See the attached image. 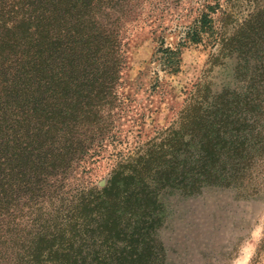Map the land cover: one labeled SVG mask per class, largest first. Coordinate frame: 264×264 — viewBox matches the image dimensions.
Returning a JSON list of instances; mask_svg holds the SVG:
<instances>
[{"label":"trees","instance_id":"trees-1","mask_svg":"<svg viewBox=\"0 0 264 264\" xmlns=\"http://www.w3.org/2000/svg\"><path fill=\"white\" fill-rule=\"evenodd\" d=\"M149 1L0 0V264H177L167 258L179 249L158 236L166 191L264 193L257 179L264 173V105L249 118L253 107L239 96L210 100L207 81L174 125L117 152L104 186L85 178L119 142L129 101L122 92L124 20ZM214 1L201 0L204 9L176 50L162 43L164 70L178 64L182 47L205 38L217 49L212 66L234 52L248 55L244 39L264 57V0H230L232 8L245 6L241 22ZM263 254L264 232L250 264Z\"/></svg>","mask_w":264,"mask_h":264},{"label":"rangeland","instance_id":"rangeland-1","mask_svg":"<svg viewBox=\"0 0 264 264\" xmlns=\"http://www.w3.org/2000/svg\"><path fill=\"white\" fill-rule=\"evenodd\" d=\"M200 2L150 0L134 7L130 18L124 20L127 67L122 92L129 101L119 120V142L107 146L92 171L85 175L88 181L104 186L117 163L118 151L136 150L174 125L201 81L210 83V100L218 94L236 95L245 106L252 105L254 112L246 113L249 118L261 115L264 57L263 53L249 49L253 46L252 40L244 39L248 55L239 56L234 52L216 66L211 65L210 59L217 49L209 39L198 44L188 43L181 48L180 60L174 68H162L159 48L162 43L178 48L184 31L204 9ZM221 4L223 10L238 14V22L243 21L245 6L232 8L230 0H221ZM116 14L113 11L114 17ZM223 16L222 11L214 14L220 19L217 27L227 21ZM229 22L233 30L232 20ZM260 173L257 179L264 184V173ZM163 202L166 215L158 228L159 241L167 248L179 249L178 253L169 254V263L250 264L255 257L264 232V193L246 199L234 188H208L191 197L172 190L165 192ZM260 264H264V254Z\"/></svg>","mask_w":264,"mask_h":264}]
</instances>
